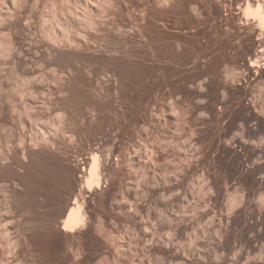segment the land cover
I'll list each match as a JSON object with an SVG mask.
<instances>
[{
    "label": "rangeland",
    "instance_id": "rangeland-1",
    "mask_svg": "<svg viewBox=\"0 0 264 264\" xmlns=\"http://www.w3.org/2000/svg\"><path fill=\"white\" fill-rule=\"evenodd\" d=\"M263 1L0 0V264H264Z\"/></svg>",
    "mask_w": 264,
    "mask_h": 264
},
{
    "label": "bare ground",
    "instance_id": "bare-ground-1",
    "mask_svg": "<svg viewBox=\"0 0 264 264\" xmlns=\"http://www.w3.org/2000/svg\"><path fill=\"white\" fill-rule=\"evenodd\" d=\"M245 11L247 15L256 19L258 25L264 30V1L257 3L255 6H252V4L251 6L248 5ZM255 62L257 63V61ZM85 181L87 188L92 186L99 187L101 185L102 177L96 157L92 159ZM83 222L84 217L82 214L81 205L76 199H73L71 201L68 213L63 220L62 228L67 231H72L74 228H76V226L78 227L79 225L83 224Z\"/></svg>",
    "mask_w": 264,
    "mask_h": 264
}]
</instances>
